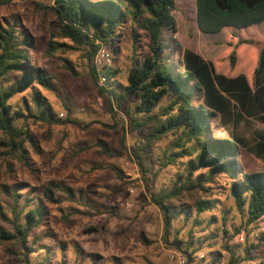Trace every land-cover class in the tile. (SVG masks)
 Instances as JSON below:
<instances>
[{"label": "rangeland", "instance_id": "1", "mask_svg": "<svg viewBox=\"0 0 264 264\" xmlns=\"http://www.w3.org/2000/svg\"><path fill=\"white\" fill-rule=\"evenodd\" d=\"M0 1H8L0 6V21L20 22L33 40L30 51L32 66L47 70L54 79L52 90L43 88L41 91L51 104L53 114L58 120L75 122L46 124L34 117L16 122L19 127L29 129L37 140L38 149L27 146L28 167L14 161L9 168L7 160L0 157V207L9 219L0 217V229L11 231L10 221L14 220V215L33 207L32 201H27L29 207L23 209L25 200L31 197L36 201L41 198L44 188L51 182H58L71 189L75 197L70 200L63 193L66 199L61 205L44 206L46 219L30 242L35 244L37 252L32 264H180L179 257L187 264V258L181 251L164 242L163 215L150 201V194L158 193L163 187H172L179 182L180 174L187 175L189 158L167 168L162 167L164 157L173 152L179 135L169 133L162 140L149 143L150 125L139 132L133 131L124 112L115 107L110 110L106 97L100 95L92 78L85 52L58 37L59 20L52 11L45 10L52 5V0ZM175 1L174 17L178 31L166 30L163 39L172 46L175 45L173 38L178 43L179 47L172 50L176 60L183 57L184 52L193 50L206 59L223 64L218 68L214 62L218 72L227 74L232 70L228 58L233 49L229 46L231 40H254L259 44L256 45L258 51L264 45V40L257 41L255 30L227 28L215 35L201 33L196 0ZM261 26L258 28L264 29V25ZM128 37L125 33L119 44L112 46L117 47L116 54L104 48L94 59L95 67L101 69L112 63L111 57L116 58L119 84H127L134 60L140 62L149 50L148 37L141 33L137 38L139 50L135 56L133 41ZM258 38L262 39L260 35ZM53 39L69 47H62L51 57L47 50ZM252 51L256 50L250 46L240 49L243 55ZM25 94L26 91L14 99L16 106ZM169 101L164 100L162 105L166 106ZM133 104L135 100L131 98L127 107ZM215 125L221 132L216 137H230L226 134L227 128L217 121ZM3 140L0 132V142ZM241 150V161L246 170H264V159H256L248 151ZM136 155L141 158L144 169ZM192 159L195 160V156ZM203 173H196L194 178ZM17 186L22 195L19 203L13 198V189ZM206 187L211 188L210 197L204 194L200 197L203 195L202 200L209 198L216 204L203 213L198 214L194 208L190 217L177 218L173 222L170 241L177 235L183 242V248L194 243L191 246L195 251L191 264H237L233 259L240 264L264 263V242L258 243L257 239L264 232V218L258 223H247L246 213L243 214L236 206L226 179L217 177ZM189 204L192 203L184 199L173 206L180 208L191 206ZM74 210L79 213L73 214ZM211 221L214 224L209 227ZM142 235L150 244L142 241ZM252 245L258 249H252ZM247 248L252 250L246 260ZM219 255L221 258L214 261ZM0 264L24 262L0 245Z\"/></svg>", "mask_w": 264, "mask_h": 264}, {"label": "trees", "instance_id": "2", "mask_svg": "<svg viewBox=\"0 0 264 264\" xmlns=\"http://www.w3.org/2000/svg\"><path fill=\"white\" fill-rule=\"evenodd\" d=\"M7 3L0 1V6ZM196 3L197 23L201 33L215 35L227 28L246 31L264 22V0H196ZM176 9L175 0H52V5L45 8L52 11L59 20L58 37L70 41L85 52L91 65L92 78L100 95L106 97L110 110L115 107L124 112L133 131L139 132L150 125L149 143L162 140L169 133L179 135L174 142L173 152L164 157L162 167L167 168L189 158L187 175L180 174L178 183L150 194V201L163 215L164 242L181 251L187 258V264H191L192 254L195 253L191 246L194 243L183 248V242L177 235L171 242L173 222L182 216L190 217L194 208L198 214L212 209L216 203L209 198L202 200L203 195H200L210 197L211 188L206 187V184H212L220 177L229 182L236 206L243 214L246 213L247 223H258L264 218V170H246L241 161L240 144L233 137H216L221 132L219 126L215 125L217 115L207 102L204 82L207 65L190 51L184 52L183 57L176 60L172 50L179 47L178 43L173 38L175 45L172 46L163 39L166 30L173 33L178 31L174 17ZM125 33L133 41L135 56L139 50L137 38L141 33L148 37L149 50L140 62L134 60L135 65L129 73L127 84H119L116 58L111 57L112 63L105 64L101 69L95 67L94 59L104 48L116 54L118 49L112 46L119 44ZM235 40L229 44L233 48L228 57L231 68L243 56L241 47L250 46L256 50L253 53H260L256 47L258 42L250 39ZM32 42L30 35L17 20L0 21V132L4 136L0 142V157L7 160L9 168L14 161L22 167L30 166L27 146L38 149L36 138L27 127H19L16 123L18 120L34 117L46 124H75L71 120H58L51 104L43 96L42 89L52 90L54 79L47 70L32 66ZM62 47L69 45L53 39L47 54L54 57ZM261 49L256 75L264 70V45ZM214 62L218 68L223 65ZM101 80L103 82L99 86ZM25 91L26 94L18 100L16 106L14 99ZM131 98L135 104L127 107ZM166 99L170 101L163 106ZM136 156L144 169L141 158ZM194 156L195 160L192 159ZM198 172L204 173L194 178ZM19 189L18 186L13 189L16 203L22 198ZM63 193L70 200L75 197L73 191L62 183L51 182L42 190L41 198L36 201L31 197L25 200L23 209L29 207L27 201H32V208L21 211V214L16 213L15 208V218L10 221L12 230L0 229V245L21 257L24 264H32V258L37 252L35 244L30 242L46 219L44 206L61 205L66 199ZM184 199L189 200L191 206H173ZM77 213L73 211V214ZM0 217L9 220L1 207ZM212 224L211 221L208 226ZM224 233L228 234V231ZM141 238L144 243L150 244L144 235ZM257 239L258 243H263L264 232ZM251 247L258 249L254 245ZM252 249H246V260ZM46 254L49 257V252ZM217 258L221 256H215L214 261ZM235 261L240 264L237 259H233V263Z\"/></svg>", "mask_w": 264, "mask_h": 264}, {"label": "crops", "instance_id": "3", "mask_svg": "<svg viewBox=\"0 0 264 264\" xmlns=\"http://www.w3.org/2000/svg\"><path fill=\"white\" fill-rule=\"evenodd\" d=\"M264 22L248 30L256 32L257 41L264 40ZM207 65L204 82L207 102L216 115V121L227 128L243 150L256 159H264V70L256 75L260 53L243 55L230 72H218L214 59L190 50Z\"/></svg>", "mask_w": 264, "mask_h": 264}, {"label": "built area", "instance_id": "4", "mask_svg": "<svg viewBox=\"0 0 264 264\" xmlns=\"http://www.w3.org/2000/svg\"><path fill=\"white\" fill-rule=\"evenodd\" d=\"M178 260H179V263H180V264H185V259H183L182 257H179Z\"/></svg>", "mask_w": 264, "mask_h": 264}]
</instances>
